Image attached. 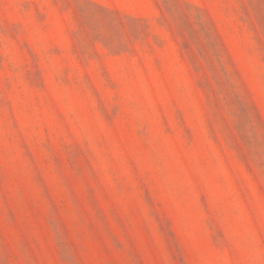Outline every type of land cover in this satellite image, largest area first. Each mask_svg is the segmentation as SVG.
<instances>
[{"label":"rangeland","instance_id":"rangeland-1","mask_svg":"<svg viewBox=\"0 0 264 264\" xmlns=\"http://www.w3.org/2000/svg\"><path fill=\"white\" fill-rule=\"evenodd\" d=\"M0 264H264V0H0Z\"/></svg>","mask_w":264,"mask_h":264}]
</instances>
